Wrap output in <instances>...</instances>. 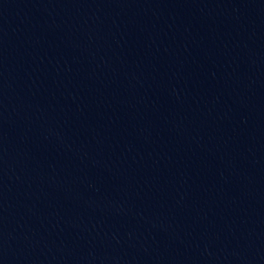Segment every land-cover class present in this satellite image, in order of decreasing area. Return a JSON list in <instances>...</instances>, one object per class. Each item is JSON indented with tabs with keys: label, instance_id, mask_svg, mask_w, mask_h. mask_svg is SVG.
Wrapping results in <instances>:
<instances>
[{
	"label": "water",
	"instance_id": "obj_1",
	"mask_svg": "<svg viewBox=\"0 0 264 264\" xmlns=\"http://www.w3.org/2000/svg\"><path fill=\"white\" fill-rule=\"evenodd\" d=\"M0 264H264V0H0Z\"/></svg>",
	"mask_w": 264,
	"mask_h": 264
}]
</instances>
